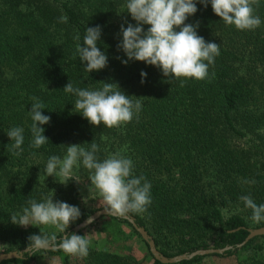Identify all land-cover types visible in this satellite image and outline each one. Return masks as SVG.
<instances>
[{
  "label": "trees",
  "instance_id": "1",
  "mask_svg": "<svg viewBox=\"0 0 264 264\" xmlns=\"http://www.w3.org/2000/svg\"><path fill=\"white\" fill-rule=\"evenodd\" d=\"M126 3L0 0V254L23 252L28 237L39 234L41 226L23 229L10 221L12 213L28 206L29 199L42 202L52 191L59 201L79 207L81 217L68 233L103 209L83 211L74 181L60 186L39 178L50 156L64 157L65 146L81 144L88 149L95 142L101 161L120 151L133 161V174L150 182L151 205L143 214L128 217L143 228L163 257L229 247L221 254L176 264H202L206 257H233V264H264V236L237 247L247 230L264 228V222L253 223L252 211L239 199L251 195L257 205L264 204V0L255 9L261 25L253 30L226 25L210 3L207 7L197 3L198 11L185 23L198 21L197 34L219 44L220 55L209 66L214 78H187L183 87L179 79L163 76L155 66L135 60L121 63L127 57L117 47L122 40L120 27L136 24L126 12ZM64 16L66 23L61 20ZM96 25L102 27L98 47L108 56V65L87 73L76 46L83 43L86 27ZM77 34L79 41L74 39ZM141 71L147 73L143 83ZM68 82L93 90L103 82L118 83L126 95L142 100V109L138 118L120 127H94L73 111L76 97L63 91ZM32 97L39 98L45 105L42 114L51 118L41 125L49 142L40 148L32 147L28 112ZM13 127L24 129L20 156L9 151L13 141L7 132ZM74 171L79 181L93 186L89 170L81 165ZM253 179L255 184L244 183ZM101 218L76 234L93 229L113 249L91 244L79 264H142L123 252L126 235L118 224H125L139 238L130 224L108 216V223L98 224ZM142 244L150 264H161ZM41 256H58L61 264H70L73 257L49 250L0 264H36Z\"/></svg>",
  "mask_w": 264,
  "mask_h": 264
},
{
  "label": "clouds",
  "instance_id": "2",
  "mask_svg": "<svg viewBox=\"0 0 264 264\" xmlns=\"http://www.w3.org/2000/svg\"><path fill=\"white\" fill-rule=\"evenodd\" d=\"M197 3L207 7L211 4L213 13L226 25H232L237 30H253L261 25V18L255 14L259 0H127L126 12L131 15L135 25L128 23L120 27L121 42L117 45L127 59L121 61L127 64L131 60L141 61L147 65L159 68L165 77L180 80L183 87L187 78L197 81L211 80L215 73L209 75V66L214 65L215 58L220 55V45L206 42L197 34L199 22L185 23L197 11ZM67 22V17H61ZM148 25L147 30L144 26ZM102 35V27H86L83 43L77 44L76 53L79 59L86 63L84 70L89 73L107 67L108 56L98 47ZM79 41L80 36L74 37ZM142 79L147 73L141 71ZM184 78V79H181ZM63 91L76 97L75 112L80 113L88 122L95 126L103 124L108 128L120 127L138 118L142 109V100L126 95L115 82H103L99 89H88L74 86L68 82ZM33 103L29 112L32 120V147L40 148L49 142L43 133L41 125L50 122V116L42 114L45 105L37 97H32ZM13 143L9 151L20 156L23 152L24 129L13 127L7 132ZM64 146V145H63ZM66 147L63 158L52 155L48 158L43 172L44 179L48 176L63 178L60 183L79 178L74 177V169L82 165L90 172V182L103 200L104 214L125 218L130 213L143 214L152 203L151 184L143 175L133 174L134 164L131 158L120 151L110 154L102 161L98 158L99 145L95 142L86 149L81 144ZM246 184L256 181L245 180ZM54 193L45 197L42 202L34 199L27 201L28 206L21 212H14L11 223L27 228L28 226H50L56 231L42 232L28 237V244L19 252L33 255L36 252L61 250L67 255L86 257L89 254L91 241L87 235L68 233L72 223L79 220V207L67 202L53 200ZM246 208L252 211L253 223L264 222V204L253 200L251 195L239 198ZM92 217L85 220V225L93 222ZM57 233H60L58 237Z\"/></svg>",
  "mask_w": 264,
  "mask_h": 264
},
{
  "label": "rangeland",
  "instance_id": "3",
  "mask_svg": "<svg viewBox=\"0 0 264 264\" xmlns=\"http://www.w3.org/2000/svg\"><path fill=\"white\" fill-rule=\"evenodd\" d=\"M44 170H42L39 174V178L41 180H44V181L50 180V181L56 182V184H58L60 186H65L70 181H74V180L70 179L67 181V183H60V181L63 178H61V177L55 178L53 176H48L44 179V177H43ZM73 178L74 179L76 178L75 171H74V177ZM74 182L78 186L79 192L81 193V196H82L81 205H82L83 211L88 212L92 209L104 207L103 200L100 197L98 191L96 193H93L92 188L94 186L87 185L81 181H79V183H77L76 181H74ZM93 189L96 190L95 188H93ZM53 200L54 201L58 200L55 193L53 195ZM108 222H109V220L105 217H103L97 221L98 224H105ZM74 224H75V222L72 223L71 225H74ZM35 227L36 226H28L27 228H24V227H22V228L23 229H32ZM118 227L126 235V241L124 242L123 252L126 254L127 253L131 254L137 260H140V262L142 264H150V258L148 257L147 251H146L144 245L142 244V242L140 241V238H138L134 234L130 233L129 227H127L125 224H118ZM39 230L42 232H47L49 234L52 233L53 231H56L53 227H50V226H41L39 228ZM84 234L87 235V237L91 241V244H93L95 247H101V246H103L105 248L107 247L106 241L102 237V235L101 234L97 235L93 229H89V228L85 229V231L83 232V235ZM57 235H60V233H57ZM107 248L113 249V247L109 248V246ZM263 252H264V248H263ZM81 258L82 257L73 256L70 264H79ZM233 260H234L233 257H226V258L206 257L202 261V264H233V262H234ZM36 264H61V263H60V259L58 258V256H51V257L41 256L36 260Z\"/></svg>",
  "mask_w": 264,
  "mask_h": 264
},
{
  "label": "water",
  "instance_id": "4",
  "mask_svg": "<svg viewBox=\"0 0 264 264\" xmlns=\"http://www.w3.org/2000/svg\"><path fill=\"white\" fill-rule=\"evenodd\" d=\"M106 216H108V215H105L104 210L101 209V210L95 211L94 213H92L88 217L94 218L93 222H95L98 218L106 217ZM108 217H116V216H108ZM122 219L126 220L127 223L130 224V226L133 228V230L138 234L140 240L146 244L148 253L151 255V257L161 264H176V263H179L181 261L190 260L196 256H207V255H212V254H221L223 251L230 249L229 247H225V248L219 249V250H216V249L197 250V251L191 252L189 254H181L178 256L171 257V258H165L155 250L151 238L146 234V232L143 230V228L137 227L134 224L133 220L131 218H129L128 216L125 218H122ZM85 220H83L79 224L73 226L71 228L72 233L73 232L76 233L77 231L84 229L93 223L92 222L90 224L85 225ZM259 236H264V228L247 230L246 237L244 238V240L240 244L237 245V247L239 248L242 245H244L245 243H247L249 240H251L252 238L259 237ZM20 257L21 256L19 255V252L1 253L0 254V263L3 261H7V260L18 259Z\"/></svg>",
  "mask_w": 264,
  "mask_h": 264
}]
</instances>
